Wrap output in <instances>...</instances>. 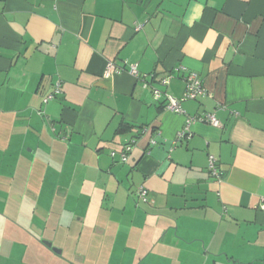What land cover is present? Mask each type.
I'll list each match as a JSON object with an SVG mask.
<instances>
[{
	"label": "crops",
	"instance_id": "crops-1",
	"mask_svg": "<svg viewBox=\"0 0 264 264\" xmlns=\"http://www.w3.org/2000/svg\"><path fill=\"white\" fill-rule=\"evenodd\" d=\"M4 261L264 264V0H0Z\"/></svg>",
	"mask_w": 264,
	"mask_h": 264
},
{
	"label": "built area",
	"instance_id": "built-area-1",
	"mask_svg": "<svg viewBox=\"0 0 264 264\" xmlns=\"http://www.w3.org/2000/svg\"><path fill=\"white\" fill-rule=\"evenodd\" d=\"M140 27L137 28L139 30ZM122 72L121 69L117 68L113 63H107L105 70H104V78H108L111 75L120 74ZM128 73L130 76H132L134 79H140L137 66L136 65H130L128 69ZM184 81V91L180 99H175L171 96H168L164 94L165 97V106L164 109L166 111L176 113V114H183L184 111L181 108V104L186 101H196L198 99L205 98L209 96V93L199 77L194 72H188L183 77ZM169 79H165L162 81V85H168ZM153 96L155 99H159L162 95V93L158 89H153ZM60 93L59 86L56 85V89L54 92L47 96L44 99V103H48L49 101H52L55 99V97ZM200 122L204 124H208L213 127H221L218 120L215 118L213 114H202L200 116L196 117H189L186 119L185 126L182 130H180L175 138V142H179L185 138L190 137L188 127L193 122ZM132 151V144H127L123 147V149L120 152H111L110 158L112 160H117L120 164H125L128 161V157ZM216 159L213 156H208V171L210 172L211 176L216 179L217 181L220 180V174L218 173L216 169ZM137 196L139 199H141L144 203L147 202V192L144 187H140L137 190Z\"/></svg>",
	"mask_w": 264,
	"mask_h": 264
},
{
	"label": "rangeland",
	"instance_id": "rangeland-1",
	"mask_svg": "<svg viewBox=\"0 0 264 264\" xmlns=\"http://www.w3.org/2000/svg\"><path fill=\"white\" fill-rule=\"evenodd\" d=\"M42 246H43V244H42ZM58 246H60V244H58ZM78 246H79V244H78ZM49 264H55L53 261H47ZM3 264H10L9 262H7V261H4L3 262ZM17 264H21L20 262H17Z\"/></svg>",
	"mask_w": 264,
	"mask_h": 264
},
{
	"label": "trees",
	"instance_id": "trees-1",
	"mask_svg": "<svg viewBox=\"0 0 264 264\" xmlns=\"http://www.w3.org/2000/svg\"><path fill=\"white\" fill-rule=\"evenodd\" d=\"M127 128H128V126H123V127L120 129V132H124Z\"/></svg>",
	"mask_w": 264,
	"mask_h": 264
}]
</instances>
